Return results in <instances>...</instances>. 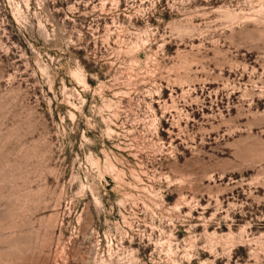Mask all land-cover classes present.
Masks as SVG:
<instances>
[{"label":"rangeland","instance_id":"1","mask_svg":"<svg viewBox=\"0 0 264 264\" xmlns=\"http://www.w3.org/2000/svg\"><path fill=\"white\" fill-rule=\"evenodd\" d=\"M0 264H264V0H0Z\"/></svg>","mask_w":264,"mask_h":264}]
</instances>
